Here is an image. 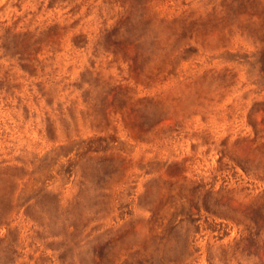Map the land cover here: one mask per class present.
I'll return each mask as SVG.
<instances>
[{
	"label": "rangeland",
	"instance_id": "1",
	"mask_svg": "<svg viewBox=\"0 0 264 264\" xmlns=\"http://www.w3.org/2000/svg\"><path fill=\"white\" fill-rule=\"evenodd\" d=\"M0 264H264V0H0Z\"/></svg>",
	"mask_w": 264,
	"mask_h": 264
}]
</instances>
